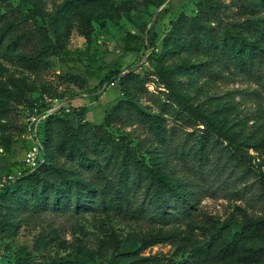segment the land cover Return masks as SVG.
Wrapping results in <instances>:
<instances>
[{"label": "rangeland", "instance_id": "rangeland-1", "mask_svg": "<svg viewBox=\"0 0 264 264\" xmlns=\"http://www.w3.org/2000/svg\"><path fill=\"white\" fill-rule=\"evenodd\" d=\"M199 1L0 0V188L28 168L25 112L62 100L72 125L102 126L184 193L166 208L178 219L133 218L102 205L100 189L123 176L108 163L116 148L93 143L76 160L51 150L57 193L40 188L39 207L22 192L0 197V264H264V81L165 43ZM243 1L256 14L218 0L212 25L230 34L252 21L260 33L243 36L264 49V0Z\"/></svg>", "mask_w": 264, "mask_h": 264}, {"label": "trees", "instance_id": "trees-1", "mask_svg": "<svg viewBox=\"0 0 264 264\" xmlns=\"http://www.w3.org/2000/svg\"><path fill=\"white\" fill-rule=\"evenodd\" d=\"M217 3L218 0H200L195 16L180 14L171 24L172 28L165 36V43L175 44L173 41L177 40L180 47L208 54V57L215 61L237 67L243 73L254 74L252 76L264 81V49H258L256 40L243 36L246 32L248 36H258L259 27L252 21L245 20L242 23L233 24L230 27V34L223 32L221 23L212 25V22L218 20L216 16L220 6ZM237 11L240 15H254L256 7L253 2L245 3L243 0H238ZM2 22L0 20V23ZM7 26L10 27V24ZM3 27L5 32L9 30L6 26ZM260 36L264 40V34ZM12 45L17 48L18 40H13ZM21 61L31 69H40L45 66L41 59L35 57L24 56ZM128 73L119 77L122 90H124V79L130 77ZM113 83L115 81H107V87ZM126 102L120 100L114 110L122 109L121 106ZM86 113V107H82L79 117L83 118ZM66 116L64 113H55L45 119L40 127L42 142L45 146L44 161L35 169L27 168L20 176L3 183V187L0 188V197L9 192H22L25 196L29 194L30 201L39 207L42 201L38 200L36 194L40 188H43L45 193L51 190H55L56 193L58 191V187H55L53 182L48 185L49 180H55L60 176V170L53 161L52 152L69 160H76L79 153L85 154V151L95 143L101 145L106 151L111 147L116 148L115 152L112 151L109 154L108 163H113V167L117 166L123 175L115 179L114 183L105 184L100 189L102 205L105 208L131 214L133 218L138 219L152 212V216H156L155 218L160 222L179 218L176 213L167 214L166 208L170 206L178 208L184 193L163 172L141 161L133 154L129 146L107 135L102 126L85 119L75 126ZM164 134L162 133L163 137ZM206 141L209 142L208 139ZM137 197L141 200L137 201ZM255 225L264 227V219L257 220ZM257 258L259 259L260 255Z\"/></svg>", "mask_w": 264, "mask_h": 264}, {"label": "built area", "instance_id": "built-area-1", "mask_svg": "<svg viewBox=\"0 0 264 264\" xmlns=\"http://www.w3.org/2000/svg\"><path fill=\"white\" fill-rule=\"evenodd\" d=\"M72 107L73 104L70 101L54 100L51 103L48 102L45 106L33 110L28 109L25 112L24 137L29 142V148L24 157V164L30 170L35 169L44 161L45 146L40 133L41 124L49 116L63 111H70Z\"/></svg>", "mask_w": 264, "mask_h": 264}, {"label": "crops", "instance_id": "crops-1", "mask_svg": "<svg viewBox=\"0 0 264 264\" xmlns=\"http://www.w3.org/2000/svg\"><path fill=\"white\" fill-rule=\"evenodd\" d=\"M114 84H116V83H113V84H111V85H114ZM120 87V86H119Z\"/></svg>", "mask_w": 264, "mask_h": 264}]
</instances>
